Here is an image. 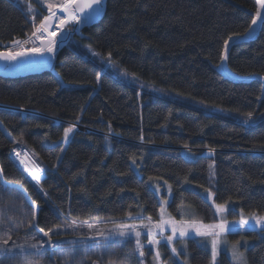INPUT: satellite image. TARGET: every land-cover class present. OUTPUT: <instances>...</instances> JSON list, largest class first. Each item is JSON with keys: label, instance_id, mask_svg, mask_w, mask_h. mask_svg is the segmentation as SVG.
<instances>
[{"label": "trees", "instance_id": "1", "mask_svg": "<svg viewBox=\"0 0 264 264\" xmlns=\"http://www.w3.org/2000/svg\"><path fill=\"white\" fill-rule=\"evenodd\" d=\"M29 8L39 14L37 24L48 15L38 0H0L1 44L31 36ZM256 12V0H108L102 21L73 37L57 57L58 76L0 77V167L5 183L21 187L33 204L15 188L0 198V216L20 224L37 207L38 229L58 232L53 244L76 242L73 256L49 250L38 264H211L195 239L173 244L178 261L164 245L158 261L148 249L138 257L134 242L120 244L121 237L105 241L100 253L84 254L81 234L89 229L74 232L68 221L101 229L147 222L139 216L158 222V182L171 186L169 213L177 223H217L205 198L210 191L217 204L234 205L230 218L264 215V122L244 126L224 114L264 115V85L234 84L217 70L225 42L246 35ZM227 63L238 77L264 78V25L255 41L233 46ZM114 69L217 113L141 92ZM68 127L73 132L65 142ZM18 148L43 170L42 182L21 167ZM31 232L14 227L7 236L23 243ZM231 236L251 243L249 264H264V229ZM219 264L231 262L223 255Z\"/></svg>", "mask_w": 264, "mask_h": 264}, {"label": "snow or ice", "instance_id": "2", "mask_svg": "<svg viewBox=\"0 0 264 264\" xmlns=\"http://www.w3.org/2000/svg\"><path fill=\"white\" fill-rule=\"evenodd\" d=\"M47 5L48 15L43 16L40 22L37 24L35 22V16L39 15L38 13H33L32 9H28V13L32 15L33 23V32L26 40L13 41V46H19L20 50L15 53H11V50H6L0 52V60L4 61H17L20 57L27 56H45L47 54H55L57 48V31L63 32L64 29L61 28V25H66L67 23L79 24L81 22V17L85 14L87 10V18L91 19L94 15H98L97 9L101 6L102 0H86V2L81 3L79 0H64L63 3L57 5L54 0H43ZM57 6L60 7V14L58 15L54 8ZM260 6L264 8V0H260ZM261 19V14L258 11L256 13V18L251 20L252 25H257V21ZM264 22V21H262ZM253 29H249L251 33ZM46 36V39H45ZM231 41L232 38L230 37ZM37 41L39 43H37ZM234 42V41H233ZM32 44L33 46L30 49L25 50L22 45ZM227 50H228V41L224 45V55L223 59L227 60ZM109 59L111 55L109 54ZM248 118L251 120L252 113H248ZM73 132V127H68L65 132L63 139L65 142L69 139V133ZM142 139V137H141ZM19 156L20 154L17 153ZM135 163V161H133ZM29 171L32 174V178L39 182L41 180V175L37 172ZM2 172V170H0ZM152 179L151 177L149 178ZM14 187H10L6 184H0V198L4 196L5 193L11 195L15 192ZM156 191L159 192V185L156 186ZM171 186H168V192L170 194ZM34 203V202H33ZM163 204H167V201H163ZM160 208V217L158 222H153L151 217L139 216L137 219L147 220V223H142L140 225L121 223L117 228L110 229L107 234L104 230L99 228L96 224L88 223L87 221L78 224L75 220L68 221V225L72 227L75 232L77 228H87L89 229L88 233L81 234L80 244L83 246L82 250L84 254H87L89 250H95L97 253H100L106 245L105 241L115 242L117 237L124 238L119 241L120 244H126L128 242H134L138 257H143L145 245L141 244L140 237L142 233L147 236V245L151 246L149 252L151 253L157 245L161 243L160 239H157V234L161 235V238L165 241V246L171 245L173 238L179 234V237L189 236V229H191V235L205 238V244L210 245L211 257L213 264H215V257L217 255L218 246L223 242L227 244L226 238H224L225 233L239 232V228H231L228 225L226 219H221L219 223L205 225L202 221L198 222L192 220L190 224H185L183 222L177 223L173 218H165V208L160 204L157 205ZM227 211L226 207L216 204L215 212L223 214ZM30 215V219L24 223H16L7 218L6 216H0V264H15L17 257H20L24 260V264H38L40 259H43L46 255H49V250H51V255H55L57 251L61 254L62 257H70L74 255L75 252V241L72 242L73 247L65 248L64 245H56L52 242V230L49 232H44L43 229H38V225L35 224V209L33 208ZM183 215V213H181ZM7 218L8 223L5 226V219ZM130 219H132L130 217ZM249 219L254 221L255 226H260L261 229H264V215H256L253 213L249 218H244L243 213L241 212V219L238 221V224L248 225ZM26 227L32 229V232L28 234V238L24 240L23 243L10 242V237L7 236V232L14 227ZM167 226L171 227V235L163 237V232ZM96 229L93 233L91 230ZM253 230L255 228L253 227ZM38 232H42L44 237H47V240L39 238L37 235ZM88 241H93L92 244H88ZM239 242H237L238 244ZM171 252L176 253V248L171 247ZM234 255L239 254L238 248H233ZM28 257H33L34 259H27ZM155 260L160 259V253L158 250L155 251L154 255Z\"/></svg>", "mask_w": 264, "mask_h": 264}, {"label": "rangeland", "instance_id": "3", "mask_svg": "<svg viewBox=\"0 0 264 264\" xmlns=\"http://www.w3.org/2000/svg\"><path fill=\"white\" fill-rule=\"evenodd\" d=\"M38 2L47 9V5H46V3L43 2V0H38ZM54 2L57 5H59V4L63 3L64 0H54ZM259 3H260V0H259ZM53 11L59 12L60 11V7L57 6L56 8L53 9ZM258 11L261 14V19L257 21V25H252V27L250 29H253V31L251 33H248V35L255 34L257 32V30L259 29V27H260V23H261L262 17L264 16V8L259 6V10ZM255 18H256V15H255ZM71 28L67 29L66 31H70L71 32V30H70ZM66 35L67 34H62L61 33L58 36V39L60 38L63 41L69 36V35L68 36H66ZM19 50H20V47L17 48L15 51H19ZM109 68H110V70L111 69L113 70V66L111 64L107 65V69H109ZM114 73H116V76L121 78L123 81H125L128 84L140 89L141 92H145V93L151 94L153 96H157V97H160V98H162L164 100H169V101H172V102H178V103H182V104H191L192 106H195L198 109H202V110H204L206 112H209V113H217V112H215V110L212 107H207V106L200 105V104H197V103H191L190 101H187L186 99H183V98L179 97L178 95H175V94H173L171 92L163 90L162 88L157 87V86H155V85H153L151 83L145 82L142 79L138 78L137 76L126 74L123 71H120L118 69H114ZM123 73L125 75H123ZM224 114H225V116H227L231 120H233V121H235V122H237L239 124H242L244 126H256V125L264 122V115L259 116V117H253L252 116L251 120H249L248 115L232 114V113H228V112H225ZM79 130L82 131L83 128L80 129V127H79ZM84 130L86 131V129H84ZM14 155H15L16 159L20 163V157L17 155V151H14ZM28 155L31 157V155L29 153H28ZM214 181H215V167L213 165V166H211V184L212 185L214 184ZM158 184H159V186H162V187H159V192L156 191L155 187H153V189L158 195L160 205L165 208V214H164L165 218L171 217L170 213H169V205H170V203L172 201V189H171L170 194H169V192H168V186L169 185L167 183L158 182ZM164 194L166 195V197L163 196ZM205 198L207 199V201L210 203L211 207L215 211V205L217 203L215 201L214 193L212 191H210L209 193L206 194ZM163 201H167V204H163ZM222 206L226 207L227 211H225L223 214L215 212L217 217H218V222L217 223H219V221L221 219H226V221L228 222V225L231 228H239L240 231L239 232H235L234 231V232H231V233H225L224 234V238H226L227 244L225 245L222 242L218 246L217 255L215 257V264H219L220 263V260H221L223 255H226L228 257V259L230 260L231 264H249L248 263V259H247V252H248L249 248L251 247V243L246 238L234 239V238H232L231 235H240L242 233L259 230L261 228H260V226H255L254 221L251 220V219H249V224L248 225H243V226L239 225L238 221L241 219V213H239V216H234L233 218H230L231 212L235 210L234 205H222ZM243 216H244V218L247 219L251 215H247V214L243 213ZM140 224H142V223H138L136 225H140ZM185 224H190V223H185ZM117 227H119V226L110 227V228H104L103 230H104L105 234H107V232L110 229L117 228ZM168 227H170V226H167L166 228H168ZM253 227L255 228V230H253ZM191 231L192 230L189 229V234L190 235L186 236V237H179V234L177 233V236L173 238V241H172L171 245L168 246L169 250H171V247H173L174 243H177V242L183 243L187 239H195V240H199V244L203 248H205L211 255L210 245L205 244V242H204L205 238L191 235ZM162 235H163V237H167V236L171 235V233L170 234H166L165 231H164ZM142 237L147 238L146 234H144V233H142L140 238H142ZM157 239H160L161 243L155 247V249L153 250L154 252L156 250L160 249L163 245L165 246V241H164L163 238H161V235L159 233L157 234ZM237 242H239V243L237 244ZM142 244L145 245L144 249H148L149 250V248L151 247V246L147 245L146 241H144ZM234 247L238 248V250H239V254L238 255H234V253H233V248ZM174 254L176 255V253H174ZM182 262L184 264H189L188 261H182ZM157 264H160V263L157 262ZM211 264H213L212 257H211Z\"/></svg>", "mask_w": 264, "mask_h": 264}, {"label": "water", "instance_id": "4", "mask_svg": "<svg viewBox=\"0 0 264 264\" xmlns=\"http://www.w3.org/2000/svg\"><path fill=\"white\" fill-rule=\"evenodd\" d=\"M79 2L84 3L86 0H79ZM107 2L108 0H102L101 6L97 9L98 15H94L93 18L89 19L87 18V10L85 11V14L81 17V22L77 25L74 24L70 31H64L62 34H67L68 36L65 40H61L60 38L57 39V48L55 54H47L45 56H27V57H20L17 61L9 62V61H4L0 60V77L4 78H24L36 74H42L45 72H52L55 76H58L57 73L54 71V66L57 60V57L59 54L69 45L71 39L75 36H81L82 32L87 29L91 28L98 23L102 21V19L105 16L106 10H107ZM256 6H257V12L259 10V0H256ZM256 12V13H257ZM264 16L262 17L260 27L257 30L255 34L248 35V33L242 37H235L232 38L231 41L228 42V50H227V60H222V63L220 67L217 69L218 72L227 80L234 84H242V83H250L253 81H259L263 83L264 85V78L261 77H250V78H241L238 77L237 75L233 74L229 68H228V58H229V53L233 46L241 44V43H249L252 41H255L262 30V27L264 25ZM252 27V26H251ZM234 41V42H233ZM19 48V46L14 47L13 43L9 44H1L0 43V52L6 51V50H11V53H15L16 49ZM224 55V54H223ZM1 170V167H0ZM45 179V177H44ZM0 182L2 184H6L4 181L3 173L0 172ZM10 187L17 188L21 190L23 193L25 191L19 187V186H14V185H9L6 184ZM25 197L27 202L33 206L31 200L29 199L28 195L25 193ZM36 209V214H38L37 207Z\"/></svg>", "mask_w": 264, "mask_h": 264}, {"label": "bare ground", "instance_id": "5", "mask_svg": "<svg viewBox=\"0 0 264 264\" xmlns=\"http://www.w3.org/2000/svg\"><path fill=\"white\" fill-rule=\"evenodd\" d=\"M56 13L59 15V14H60V11H59V12H56ZM73 25H74L73 23H67L66 25H61L60 27L63 28L64 31H65V30L71 28ZM64 31H63V32H64ZM63 32H61V31H57L56 38H57L61 33H63ZM81 36H82V35H81ZM45 39H46V36H45ZM37 43H39V42L37 41ZM32 46H33L32 44H24V45H22V47H23L25 50L30 49ZM80 129H82V128H80ZM79 131H81V130H79ZM82 131H84V130H82ZM16 151H17V153L20 154V155H19V157H20V164H21L22 168L26 171V173L29 175V177H30L33 181H35V180L32 178V174H31V172L29 171V169H31L32 172H37V174L41 175V180H40L39 182L43 181V180H44V172H43L41 169H39V168L37 167V165H36L35 162L32 160V158L28 155V151H26V150L23 151L22 149H18V150H16ZM35 182H36V181H35ZM131 224H132V223H131ZM170 251H171V250H170Z\"/></svg>", "mask_w": 264, "mask_h": 264}, {"label": "crops", "instance_id": "6", "mask_svg": "<svg viewBox=\"0 0 264 264\" xmlns=\"http://www.w3.org/2000/svg\"><path fill=\"white\" fill-rule=\"evenodd\" d=\"M165 233H166V234H170V233H171V228H170V227L165 228Z\"/></svg>", "mask_w": 264, "mask_h": 264}]
</instances>
